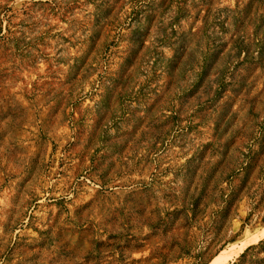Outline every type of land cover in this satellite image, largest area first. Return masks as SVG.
Wrapping results in <instances>:
<instances>
[{"label": "clouds", "instance_id": "obj_1", "mask_svg": "<svg viewBox=\"0 0 264 264\" xmlns=\"http://www.w3.org/2000/svg\"><path fill=\"white\" fill-rule=\"evenodd\" d=\"M264 264V0H0V264Z\"/></svg>", "mask_w": 264, "mask_h": 264}, {"label": "rangeland", "instance_id": "obj_2", "mask_svg": "<svg viewBox=\"0 0 264 264\" xmlns=\"http://www.w3.org/2000/svg\"><path fill=\"white\" fill-rule=\"evenodd\" d=\"M219 259H220L221 264H222V261H223V260H226V259H227V256L225 255V256H223V257H221V258H219Z\"/></svg>", "mask_w": 264, "mask_h": 264}]
</instances>
